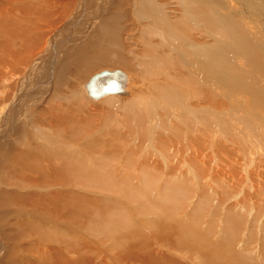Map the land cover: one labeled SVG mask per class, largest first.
I'll return each mask as SVG.
<instances>
[{"label": "rangeland", "instance_id": "1", "mask_svg": "<svg viewBox=\"0 0 264 264\" xmlns=\"http://www.w3.org/2000/svg\"><path fill=\"white\" fill-rule=\"evenodd\" d=\"M92 1L72 0L65 19L46 30H52L51 35L57 33L54 50L44 45L28 73H17L16 81L7 75L1 84L5 95L0 96H4L0 106L4 113L13 108L5 124L0 111V200L5 201L0 205V264L6 260L11 264H78V260L80 264H264V0H155L169 14L163 21L137 12L139 0H125L124 8L119 9L127 15V20L119 23L124 39L121 53L128 60L123 68L135 72L151 62L143 53L144 44H159L165 53V40L183 36L177 40L180 54L172 51L166 56L168 70L155 59L158 83L150 89L158 91L153 92L160 102L151 113L117 104V108L108 107L101 104L102 99L83 96L86 92H81L79 83L111 67H99L70 84L65 83L69 78L65 75L55 77L63 66L59 58L63 56L65 62V57L77 54L75 51L71 57L58 40L71 37L68 43L73 49L79 47L74 42L80 40L78 33L85 24V38L90 41L107 31L103 25L105 19L111 20L106 15L115 11L112 2L96 18L92 16L98 8L95 2L94 8L86 7L75 22L76 5ZM4 6L17 8L19 0H0V10ZM236 14L240 21L232 16ZM206 15L211 22L206 21ZM140 17L150 20L141 22ZM172 20L182 24V32L171 26ZM138 23L151 25L142 31ZM131 24L135 26L132 31L124 28ZM238 24L255 37L251 63L233 35ZM147 32L150 40L144 41ZM199 46H205L204 51H199ZM132 62H138L139 67ZM175 64L201 79L196 89L184 77L174 75ZM226 76L233 78L223 83ZM44 85L49 95L52 90L48 108V96L42 99L38 93ZM33 100L39 104L29 110L27 103ZM90 105H97L92 111V117H98L93 127L81 123L80 118L89 113ZM77 106L86 110L80 112ZM47 122L53 123L50 136L54 140L39 134L49 127ZM76 124L82 127L72 128ZM29 146H33L32 161L22 157V149ZM63 166L66 170L62 172ZM72 171H80L85 179L71 176ZM64 198L67 203L62 210ZM74 239L81 246L76 243L67 249ZM211 239L219 256L206 261L204 241L209 244Z\"/></svg>", "mask_w": 264, "mask_h": 264}, {"label": "bare ground", "instance_id": "2", "mask_svg": "<svg viewBox=\"0 0 264 264\" xmlns=\"http://www.w3.org/2000/svg\"><path fill=\"white\" fill-rule=\"evenodd\" d=\"M189 1V0H188ZM191 1V0H190ZM189 1V2H190ZM216 1V0H215ZM222 1V0H220ZM81 2L82 1H78ZM95 2H97L98 4V8L93 9V14L92 16H94L95 18L98 17V15L100 13H103L102 9L103 8H107L108 4L112 2V7L115 8L114 12H109L106 16L111 17V20L105 19L104 23L106 25H103L106 27V30H104L105 34H102L101 32L96 36V39L93 41L89 40L85 38V36L87 35L86 33L84 34V27L87 28L88 24H85L84 26L80 27L81 30H79L78 36H80V40L79 38L77 40H75V44L79 45V47H74L73 49H70L69 47V41L71 39L68 38L69 40H66V38L61 40H58L57 43H59L60 47H67V50L70 52V56L72 57L75 51H77V54L74 56V58H69L68 56L65 57L66 60H70V62H67L65 60L62 61V59L64 58L63 56H61V58H59V63L62 64L63 66L59 67V70L57 71L55 77L57 75H65L64 77L68 78L67 82H65L66 84L69 83L70 80H72V82L77 81V80H81L82 78H84L87 74H89L90 72H92L93 70L99 68V67H111L109 70H114V69H119L122 74L118 75L117 77L121 80V88L118 91H114V92H106L104 94H101L99 96H92L89 93V88H88V80L91 77H86L84 81L81 82L80 88H81V92L84 91L86 92L83 96L88 95L89 98L93 99V100H100L102 105L108 106V107H113L117 104L118 107H121L123 109L125 108H129L132 107L133 109L135 108H141L144 109L146 111H149L150 113L157 107V103L160 102V100L158 101L157 98L156 99V94H154L153 91L158 92L157 90L153 89L151 90L150 87L157 84L158 83V73H157V66L158 64L155 62L156 58L160 59V66L164 65L165 69H169V63L166 59V56L168 54H170L172 51H175L177 53L180 54L181 52V48H180V42L177 41L179 38H175L172 41H169L168 39L165 40V46L168 48L167 51L165 53H161L163 51V49H160L159 46L161 45H151V44H144V51L143 53L148 54L149 56L146 57L149 61H151L148 65L145 64V66L138 70L133 72V70H128L126 68L123 67H127L128 64V60L125 59V56L123 53H121V49L124 48V39H122V35H121V30L119 28V23L122 21H126L127 20V15L124 13V10L122 12L119 11L120 7L122 8L125 5V0H93L92 2H90L88 5H85V3L83 2L82 5H76L77 7V11L75 13H73V15L75 14V22H77L78 18L84 13V11L87 9L86 7H93V4H95ZM135 1H133L132 3H130V5L132 6L134 4ZM261 2V1H260ZM263 2V1H262ZM217 3V2H216ZM260 5V4H259ZM262 5V4H261ZM72 8V0H62L61 2H57V0H19V6L17 8H13V7H8L10 9H7V6H4L1 8L0 10V89L3 87H1V84L5 81L6 76L9 75L7 77V79H13L12 81H16V74L22 72V70H26V72L28 73L30 71V67H31V61L37 57L39 54H41L43 52V48L44 45L48 46L46 48H48L49 50L52 49L54 50L55 47V43L56 40L55 38V34L53 31V35H51V31H46L47 28L49 26H53L56 24L57 26V22H62L63 19H65L64 17H66V12H69V10H71ZM155 7V11H151L153 8ZM94 8V7H93ZM124 8V7H123ZM192 8V7H191ZM137 12H141L144 15L150 16V17H155L156 19H159L161 21H163L164 19H169V14L166 15L165 10L162 11L160 4H158L155 0H139V5H138V9H136ZM192 10V9H191ZM102 15V14H101ZM100 15V16H101ZM226 16V15H225ZM224 16V17H225ZM236 21H240L241 17L236 15H232ZM91 16H89L90 18ZM243 18V17H242ZM140 19V21H144L150 18H138ZM216 19V18H215ZM70 21L72 26L75 25L74 24V19ZM86 20V19H84ZM113 21V22H112ZM178 20H172L170 21L171 26L175 27L177 30L179 31H183L180 28L183 27L182 24H180L179 22H177ZM206 21L207 22H211L210 17L208 15H206ZM229 21V19H228ZM90 22V21H89ZM112 22V24L110 23ZM85 23V22H84ZM94 23V22H93ZM226 23V22H225ZM70 24V25H71ZM92 25V24H91ZM100 25V24H99ZM108 25H111L112 27H108ZM126 25V23H125ZM139 26H141V30H145L148 29V27H150L151 24L148 23V25H143L138 23ZM228 25V24H227ZM55 26V27H56ZM71 26V27H72ZM54 27V28H55ZM69 27V26H68ZM79 27V26H78ZM100 27V26H99ZM132 27L134 28L135 26L133 24L127 26H124L125 29L129 28L130 31H132ZM66 28V27H65ZM54 30V29H53ZM149 30V29H148ZM129 31V30H128ZM69 32H71L69 30ZM125 32V31H124ZM136 32V30H135ZM256 32V31H254ZM65 30L63 32L62 35H64ZM72 33V32H71ZM150 34V32H147L146 34H144L143 36V40L146 41L147 39L150 40L147 36ZM257 34V33H256ZM261 34V33H259ZM259 34L255 35L258 36ZM60 35V36H62ZM233 35L234 37L238 38L237 39V44L240 43V48L242 50V53L244 54V56L246 57V59L251 63V61H253V59L251 57H253V55L255 53H251V50H253L252 47V43L255 45L256 40L255 37L253 36L252 33L248 32L243 26L242 24H238L234 26V31H233ZM52 37V40L49 41V37ZM72 36V34H71ZM77 36V37H78ZM92 36V35H91ZM260 36V35H259ZM59 37V36H58ZM93 38V37H92ZM124 38V37H123ZM258 39V38H257ZM176 40V41H174ZM181 40V39H180ZM260 40V39H259ZM187 43L191 45L192 41L186 39ZM261 41V40H260ZM251 42V43H250ZM259 42V41H258ZM72 43V42H71ZM264 43V42H263ZM132 44V42H131ZM243 44V47H242ZM258 44V43H257ZM57 45V44H56ZM134 45V43H133ZM123 46V47H122ZM183 46V45H182ZM192 46V45H191ZM259 46V44H258ZM205 47V46H204ZM204 47H198V49H201L199 51H204ZM256 47V46H255ZM260 47V46H259ZM70 49V50H69ZM85 49V50H83ZM47 50V49H46ZM42 51V52H41ZM51 51V50H50ZM79 51H81V53H79ZM249 51V55L246 56L247 52ZM41 52V53H40ZM45 52V51H44ZM253 52V51H252ZM53 54V53H52ZM51 54V55H52ZM175 54V53H173ZM68 55V54H67ZM130 55H132L130 53ZM242 55V54H241ZM53 56V55H52ZM178 56V55H177ZM135 57V55H134ZM175 57V56H174ZM188 59L189 55H187ZM137 58V56H136ZM251 58V60H250ZM163 59V60H162ZM257 59V58H256ZM178 60V59H177ZM260 60V59H259ZM262 60V59H261ZM43 62V61H42ZM191 62V61H190ZM38 65L41 62H37ZM58 63V66L60 65ZM179 63V62H178ZM192 63V62H191ZM259 64L261 62H258ZM263 63V62H262ZM261 63V64H262ZM72 64H75V66L72 67ZM132 64L136 67H139V63L135 62ZM255 64V63H254ZM264 64V63H263ZM35 66V64H33ZM211 65V64H210ZM236 66V64H234ZM243 65V64H242ZM251 65V64H250ZM37 66V65H36ZM56 66V67H58ZM240 66V64H239ZM232 67V66H231ZM253 67L255 68L256 66L253 65ZM190 68V67H188ZM196 68V67H195ZM238 68V67H237ZM240 68V67H239ZM260 69L262 68V65H260L259 67ZM107 69V68H106ZM209 69V68H208ZM215 69V68H214ZM235 69V68H234ZM190 70V69H188ZM257 70V69H256ZM63 71H67V72H63ZM206 71V70H204ZM73 72V73H72ZM75 72V76H72V74H74ZM241 72V71H240ZM249 71L247 70V73ZM174 75L178 76V77H184L185 80L190 83V85H193L194 88L198 87L199 83L201 82L199 79L195 78L196 76H194L193 74H189L191 73V71L188 73L186 71H184V69L182 67H180L179 65L177 66L175 64V70L173 71ZM243 73V72H241ZM206 74V73H205ZM249 74V73H248ZM36 75V73H35ZM196 75V73H195ZM143 76V79H142ZM199 76V75H198ZM201 76V75H200ZM242 76V75H241ZM248 76V75H247ZM149 78H155L153 81L149 82ZM200 78V77H199ZM226 78L232 80V76H226L224 79V82L226 81ZM249 78V77H248ZM58 80H60L59 77H57ZM65 79V78H63ZM235 79V78H234ZM245 79V78H244ZM43 80V79H42ZM41 81V80H39ZM235 82V80H233ZM245 81V80H244ZM26 83L28 82L27 80L25 81ZM71 82V81H70ZM227 82V81H226ZM232 82V83H234ZM241 82V81H240ZM239 82V83H240ZM5 83V82H4ZM25 83V84H26ZM35 82H33L31 85H33ZM43 83V82H42ZM64 83V85H65ZM7 84V83H6ZM29 84V82H28ZM54 84H56V82L54 81ZM58 84V83H57ZM70 84V83H69ZM4 85V84H3ZM9 85V84H8ZM17 85V83H16ZM22 85V84H20ZM212 85V84H211ZM55 86V85H54ZM7 88V85L5 86ZM14 87V86H13ZM50 88V87H49ZM66 88V87H65ZM86 88V90H85ZM27 89V88H26ZM29 89V88H28ZM48 89V88H47ZM46 89V85L42 86L40 88V90L38 91V93H40V96L42 99L46 98L48 96V100L46 101L48 103V105H46V107L48 108L50 104V101L53 100V96H52V90H51V95L48 94V90ZM62 89V88H61ZM166 89V88H165ZM186 89V88H185ZM196 89V88H195ZM6 90V89H5ZM30 90V89H29ZM193 90V89H192ZM210 90V89H209ZM7 91V90H6ZM202 91V90H201ZM4 92V91H3ZM0 91V94L3 93ZM61 92V91H60ZM67 92V91H66ZM167 94L171 96L172 94L169 91H166ZM207 92V91H205ZM78 93V92H77ZM80 93V92H79ZM117 93H119L120 95H116ZM163 93V92H162ZM188 94H191V91L187 92ZM198 93V92H197ZM30 94V92H29ZM81 94V93H80ZM113 94V95H112ZM160 94V92H159ZM185 94V93H183ZM209 94V93H208ZM220 94V93H219ZM5 95L4 93L1 94L0 96ZM26 95V94H24ZM63 95V94H62ZM78 95V94H77ZM82 95V94H81ZM158 95V94H157ZM162 95V94H160ZM182 95V94H181ZM200 95V94H199ZM205 95V94H204ZM210 95V94H209ZM214 95V94H213ZM33 96V95H32ZM39 96V95H38ZM73 96V95H72ZM79 96V95H78ZM184 96V95H183ZM162 98L164 97V95L161 96ZM177 97V96H176ZM179 97V96H178ZM206 97V96H205ZM6 98V97H5ZM36 98V97H35ZM68 98V97H67ZM76 98V97H74ZM78 98V97H77ZM81 98V97H80ZM210 98V97H208ZM1 99L4 100V96L0 97V101ZM23 99V98H21ZM79 99V98H78ZM156 99V100H155ZM171 99V98H170ZM185 99V96H184ZM199 99V98H198ZM204 99V98H203ZM212 99V98H211ZM54 100L57 101V98H54ZM66 100V99H65ZM79 100H83V99H79ZM186 100V99H185ZM12 101V100H11ZM19 101V100H18ZM27 101V100H26ZM36 101V99H35ZM55 101V102H56ZM69 101V100H68ZM163 101V100H161ZM170 101V100H169ZM201 101V100H200ZM207 101V100H206ZM205 101V102H206ZM209 101V100H208ZM37 102V101H36ZM40 102V101H39ZM83 102V101H82ZM6 103V102H5ZM42 103V102H41ZM45 103V102H44ZM60 103V102H59ZM72 103V102H71ZM85 103V102H84ZM83 103V104H84ZM91 103V102H89ZM96 103V102H94ZM185 103V102H184ZM209 103V102H208ZM8 104V103H6ZM14 104V103H13ZM39 103H35L34 100L31 102V104L28 105L27 103V108H29V110L34 109V107L36 105H38ZM55 104V103H54ZM53 104V105H54ZM97 104V103H96ZM187 104V103H186ZM202 104V103H201ZM204 104V103H203ZM24 105V104H23ZM26 105V104H25ZM171 105V104H170ZM209 105V104H208ZM211 105V104H210ZM188 106V105H187ZM194 106V105H193ZM204 106V105H203ZM8 107V106H7ZM23 107V106H22ZM40 106H38L37 108H39ZM42 107V106H41ZM87 107V106H86ZM95 107H97V105H91L89 106V113L86 114L85 118L84 116H80L83 117L81 118V123L83 122H87V126L89 125L90 127L95 126L98 120H94L97 119L98 117L94 116V118L92 117V111H94ZM195 107V106H194ZM193 107V108H194ZM226 107V106H225ZM4 108V107H3ZM13 106L9 107V111L7 113H4L5 110L3 111L2 107L0 106V111L2 110L4 114L1 115V117L3 118L1 121L7 122V120H9L8 116H11V110H12ZM36 108V107H35ZM66 108V107H65ZM64 108V109H65ZM80 112H84L83 107H76ZM83 108V109H82ZM101 108V107H100ZM117 108V107H116ZM40 109V108H39ZM54 109L58 110V105H54ZM63 109V108H62ZM63 109V110H64ZM54 110V111H55ZM67 110V109H65ZM86 110V109H85ZM52 111V109H51ZM145 111V112H146ZM68 112V111H67ZM74 112V111H73ZM198 112V110H197ZM206 112V111H205ZM61 113V112H60ZM148 113V112H147ZM208 113V112H207ZM229 113V112H228ZM24 114V113H22ZM50 114V113H49ZM63 115V113H61ZM90 114V115H89ZM96 114V113H95ZM180 114V113H178ZM69 115V114H66ZM82 115V113H81ZM107 115V114H106ZM132 115V114H129ZM198 115V114H197ZM46 116V115H45ZM57 116V115H56ZM176 116V115H175ZM178 116V115H177ZM199 116V115H198ZM196 116V118L198 117ZM210 116V115H209ZM42 117V116H41ZM104 117V116H103ZM120 117V116H119ZM79 118V117H78ZM212 118V117H211ZM31 120V119H30ZM60 120V119H59ZM222 120V119H221ZM50 121V120H48ZM79 121V120H78ZM2 122V123H3ZM46 122V121H45ZM49 122H47L48 124ZM7 124V123H6ZM51 124L53 123H49V127L48 126H44L45 128L43 130H41L39 132V134H42L43 137L45 138H51L52 140H54V136H50V129H52ZM75 124V123H74ZM85 124V123H84ZM149 124V123H148ZM207 124V123H205ZM204 124V125H205ZM11 125V123L9 124V126ZM77 125V124H76ZM208 125V124H207ZM86 126V125H84ZM123 125H121L122 127ZM79 127L81 128V126L75 127L73 126L72 128L74 129H79ZM206 127V126H205ZM118 128V127H117ZM210 128V127H209ZM101 129V128H100ZM99 129V130H100ZM17 130V129H16ZM15 130V131H16ZM27 130V129H26ZM29 130V129H28ZM70 130V129H69ZM146 131V130H145ZM77 132V131H76ZM92 132V131H91ZM104 132V131H103ZM70 133V132H69ZM82 134V132H80ZM96 133V132H95ZM63 134V133H62ZM90 134V133H88ZM224 134V133H223ZM226 134V133H225ZM73 135V134H72ZM79 135V134H78ZM77 135V136H78ZM85 135V134H84ZM91 135V134H90ZM69 136V135H68ZM74 136V135H73ZM199 143V142H198ZM200 144V143H199ZM35 145V144H34ZM33 146H29L27 148L22 149L23 153H22V157L24 159H29L32 161V159H35L34 155L31 154ZM64 153V152H63ZM39 158V157H38ZM35 161V160H34ZM60 164V163H58ZM32 165V164H30ZM61 165V164H60ZM26 169H28L27 167H24ZM22 169V168H21ZM48 168H46L45 170H47ZM56 169V168H55ZM64 166L62 167V172L65 171L64 170ZM143 169V168H142ZM36 170V169H35ZM41 170V169H40ZM39 170V171H40ZM44 170V172H45ZM145 170V168H144ZM27 171V170H26ZM38 171V170H37ZM68 171V170H67ZM4 172V171H3ZM2 172V173H3ZM8 172V171H7ZM143 172V171H142ZM1 173V171H0ZM52 173V172H51ZM36 174V172H35ZM39 174V173H38ZM42 174V172H41ZM45 174V173H43ZM71 176H75L77 179H85V176L82 174L80 171H72ZM37 176V175H36ZM34 176V177H36ZM47 176V175H45ZM44 177V176H43ZM49 177V176H48ZM64 177V176H63ZM129 177V176H128ZM168 177V176H167ZM53 178V177H52ZM46 179H50V178H46ZM74 179V178H73ZM167 179V178H166ZM45 180V179H44ZM108 180V179H107ZM51 181V180H50ZM47 182V181H46ZM167 182V181H166ZM108 183L110 184L111 182ZM42 187V186H41ZM53 187V186H52ZM46 188V187H45ZM165 188V187H164ZM47 189V188H46ZM148 191V190H147ZM149 192V191H148ZM151 192V191H150ZM167 194V193H166ZM54 195V194H53ZM185 195V194H184ZM146 195H144L145 197ZM151 196V195H150ZM152 197V196H151ZM3 198V197H2ZM146 198H149L146 196ZM1 199V198H0ZM144 199V198H143ZM37 200V199H36ZM64 201L61 202L60 204V209H64L66 206V198L63 199ZM146 200V199H145ZM40 201V200H39ZM43 201V199H42ZM38 202V201H37ZM5 201L4 200H0V205L4 204ZM46 204V203H45ZM49 205V203H48ZM52 205V204H51ZM62 209V210H63ZM174 209V208H173ZM49 210L53 211L54 207H49ZM56 211V210H55ZM54 211V212H55ZM43 213V212H42ZM53 213V212H52ZM180 215V214H179ZM182 215V214H181ZM196 216V215H195ZM132 217V216H131ZM166 217V216H165ZM168 217V216H167ZM127 218V216L125 217ZM175 218V217H174ZM172 220V218H171ZM120 222H124L123 220ZM125 222H127L125 220ZM170 222V221H169ZM172 223H176L174 220L171 221ZM119 226L121 225L120 223H117ZM129 224V223H128ZM170 224V223H169ZM196 224V223H195ZM200 224V223H199ZM127 223L124 225L126 226ZM193 225V224H192ZM126 229V227H124ZM43 227V226H42ZM117 227V225H116ZM136 227V226H134ZM122 228V229H123ZM130 228V227H129ZM141 228V227H140ZM191 228V227H190ZM195 228V227H193ZM138 229V228H137ZM136 229V230H137ZM145 229V228H144ZM48 230V229H47ZM134 230V231H136ZM192 230V229H191ZM197 230V228H196ZM195 231V230H192ZM110 232V231H109ZM126 235V233H123ZM121 234V235H123ZM194 235V233H192ZM198 235V234H196ZM204 235V234H203ZM202 235V236H203ZM65 236L66 235L65 233ZM201 236V237H202ZM70 237V236H69ZM200 237V236H199ZM200 237V238H201ZM203 238V237H202ZM72 239V238H71ZM69 239V240H71ZM66 238L62 237V241H65ZM199 242V241H198ZM213 242V243H212ZM69 243V246L66 245L65 247L67 249L70 248V246H75L77 243V239H74ZM219 243V242H218ZM65 243H63L64 245ZM79 243H77L78 245ZM84 244V243H83ZM158 244V243H157ZM220 244V243H219ZM204 245H205V249L206 252L205 253V260H212V258H215L216 255H218V252H216V248L212 247L211 245H214V240L211 239L209 244L207 243V241H204ZM209 245V246H208ZM62 246V245H61ZM79 246H81L79 244ZM136 246V245H135ZM63 247V246H62ZM84 247V246H83ZM82 247V248H83ZM158 247V246H157ZM209 247H210V251H209ZM60 248V247H59ZM65 248V249H66ZM81 248V249H82ZM139 248V247H138ZM162 248V247H161ZM222 248V247H221ZM220 248V250H221ZM75 250V249H74ZM78 250V249H77ZM80 250V248H79ZM84 250V249H83ZM155 250V249H154ZM176 250V249H175ZM230 250V249H229ZM81 251V250H80ZM88 251V250H87ZM149 251V250H148ZM178 251V250H176ZM8 252V251H7ZM70 252V251H69ZM83 252V251H82ZM147 252V251H146ZM175 252V251H174ZM61 253V252H59ZM62 253H64L62 251ZM73 253V252H72ZM76 254V251L74 252ZM57 254V253H56ZM69 254V253H68ZM91 254V253H90ZM78 255V253H77ZM82 255V254H81ZM179 255V254H178ZM91 256V255H90ZM107 256V255H106ZM153 257V255H151ZM156 256V255H155ZM219 256V255H218ZM65 257V256H64ZM85 257V254H84ZM87 257V255H86ZM85 257V258H86ZM68 258H71L68 257ZM80 258V257H79ZM89 258V255L87 257V259ZM91 258V257H90ZM225 258V257H224ZM14 259V258H13ZM74 261V258H72ZM77 259V257H76ZM67 260V259H66ZM70 260V259H69ZM82 260V259H81ZM86 260V259H85ZM89 260V259H88ZM91 260V259H90ZM67 264H70V262L65 261ZM77 262V260H76ZM236 262V261H235ZM74 263V262H73ZM79 263V260L77 262ZM5 264H11L9 260H6ZM14 264V263H13ZM176 264V262H175Z\"/></svg>", "mask_w": 264, "mask_h": 264}, {"label": "water", "instance_id": "3", "mask_svg": "<svg viewBox=\"0 0 264 264\" xmlns=\"http://www.w3.org/2000/svg\"><path fill=\"white\" fill-rule=\"evenodd\" d=\"M121 74L119 69H102L94 73L88 80L89 93L99 96L106 92L118 91L121 88V80L117 76Z\"/></svg>", "mask_w": 264, "mask_h": 264}]
</instances>
